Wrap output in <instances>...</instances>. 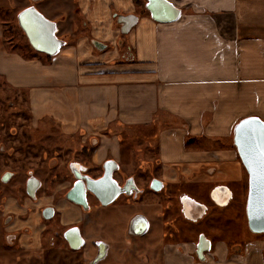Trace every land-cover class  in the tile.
I'll return each instance as SVG.
<instances>
[{"label":"crops","instance_id":"crops-1","mask_svg":"<svg viewBox=\"0 0 264 264\" xmlns=\"http://www.w3.org/2000/svg\"><path fill=\"white\" fill-rule=\"evenodd\" d=\"M167 1L179 15L160 22L146 0H42L66 42L48 61L0 49V76L28 89L34 119L49 116L64 133L90 135L96 162L110 150L101 133L113 123L162 129L159 177L192 192L221 188L220 202L230 205L242 180L233 127L248 116L264 120V0ZM115 12L137 16L122 44L118 34L127 33ZM226 253L210 263L235 264Z\"/></svg>","mask_w":264,"mask_h":264},{"label":"flooded vegetation","instance_id":"flooded-vegetation-1","mask_svg":"<svg viewBox=\"0 0 264 264\" xmlns=\"http://www.w3.org/2000/svg\"><path fill=\"white\" fill-rule=\"evenodd\" d=\"M41 1L29 0L19 11L36 8L54 22V34L64 44L65 37L44 13ZM120 14L114 13L116 21ZM31 158L0 157V264H211L210 255L217 259L210 239H193L191 222L204 214L215 215L214 211L224 213L228 202H220L225 195L221 188L200 186L192 192L188 184H168L159 177V164L147 160L146 166L144 157H134L136 169L131 171L120 157L99 162L90 157V164L74 158L67 162L69 179L54 187L51 180L57 175L51 173L58 157H41L47 161L48 180H42L36 166L28 163ZM205 170L215 168L210 165ZM108 171V183L98 185ZM86 179L93 184L89 188ZM153 179L162 184L153 187ZM77 182L84 184L82 190L75 187ZM257 244L260 248L250 255L264 264V235ZM234 251L237 257L249 256L241 246Z\"/></svg>","mask_w":264,"mask_h":264},{"label":"rangeland","instance_id":"rangeland-1","mask_svg":"<svg viewBox=\"0 0 264 264\" xmlns=\"http://www.w3.org/2000/svg\"><path fill=\"white\" fill-rule=\"evenodd\" d=\"M21 8L23 2L20 0H0V49L25 59L48 61L49 57L46 54L31 48L18 27L16 16ZM78 26L77 18L74 21V35L81 33ZM118 35V42L122 44L129 39L131 32ZM163 132L156 126H121L113 123L110 130L101 133L105 136L103 141L106 140L111 146L104 157H120L122 164H128V167L126 166L128 171L136 169L133 166L134 157L138 159L144 157L146 166L148 162L154 165L157 160L156 143L158 142L159 145L160 136L164 138ZM89 136L81 130L64 133L60 124L49 116L34 119L30 110L28 89L14 87L0 76V145H3L0 157H32L30 160L27 159L28 163L36 166L42 180H48L50 174L46 171L47 161L41 157H58L57 166L51 173L53 177L57 175L51 180L52 186L55 187L60 185V181L69 179L67 170L69 160L76 158L85 164H90V157H96L97 147L93 145L94 142ZM99 137L102 139L100 134ZM241 173L242 180L237 183V202L235 200L233 204L228 205L222 215L214 211L215 215L204 214L198 221L191 222L193 239L199 236L210 239L213 243L211 253H214L215 257L221 258L224 250H229L230 256L239 264L245 262L246 257H237L238 254L234 253L235 247L241 246L244 251H257L260 248L257 244L258 239L264 235H254L248 231L243 211L247 174L244 169ZM192 187L189 185V189Z\"/></svg>","mask_w":264,"mask_h":264},{"label":"water","instance_id":"water-1","mask_svg":"<svg viewBox=\"0 0 264 264\" xmlns=\"http://www.w3.org/2000/svg\"><path fill=\"white\" fill-rule=\"evenodd\" d=\"M145 8L154 20L160 22L171 21L179 15V9L167 0H146ZM136 20L137 16L134 14H120L117 19V23L120 24V31L127 33ZM17 22L35 51L49 56L57 53L62 42L54 34V22L46 19L36 8L26 7L19 11ZM253 119H255V123L246 126L248 130L246 136L238 132V128L244 121ZM262 125H264V120L256 116H248L240 119L234 125L232 131L233 145L247 173L245 215L248 229L253 233L264 232V174H262L259 163L260 152L264 150ZM109 178L110 173L108 171L97 181V184L106 185ZM161 184L162 182L159 179H153L151 182L153 187ZM83 185L82 182H77L75 187L82 190ZM92 185L86 179V188ZM68 197L78 202V199H74L72 195L68 194ZM194 203L197 202L194 201ZM200 213L196 216L198 217ZM197 217H194V219ZM207 248L205 247V249Z\"/></svg>","mask_w":264,"mask_h":264},{"label":"snow or ice","instance_id":"snow-or-ice-1","mask_svg":"<svg viewBox=\"0 0 264 264\" xmlns=\"http://www.w3.org/2000/svg\"><path fill=\"white\" fill-rule=\"evenodd\" d=\"M22 15H23V13H22ZM252 123H255V119L244 121L243 124L238 128V132H241V133H243L246 136L247 135V131H248L246 126L249 125V124H252ZM261 128H262V131H264V125H262ZM259 163H260V167H261V170H262V174H264V150H262L260 152ZM72 231L74 232L75 230H72ZM81 243H82V241H81Z\"/></svg>","mask_w":264,"mask_h":264},{"label":"bare ground","instance_id":"bare-ground-1","mask_svg":"<svg viewBox=\"0 0 264 264\" xmlns=\"http://www.w3.org/2000/svg\"><path fill=\"white\" fill-rule=\"evenodd\" d=\"M224 201H225V199L222 200V203H225Z\"/></svg>","mask_w":264,"mask_h":264},{"label":"trees","instance_id":"trees-1","mask_svg":"<svg viewBox=\"0 0 264 264\" xmlns=\"http://www.w3.org/2000/svg\"><path fill=\"white\" fill-rule=\"evenodd\" d=\"M32 48V47H31ZM47 57H49L48 55H46Z\"/></svg>","mask_w":264,"mask_h":264}]
</instances>
